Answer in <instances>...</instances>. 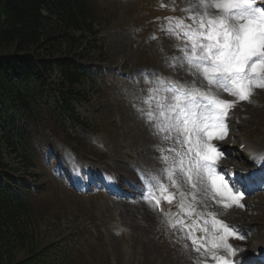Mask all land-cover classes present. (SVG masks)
<instances>
[{
  "label": "rangeland",
  "instance_id": "rangeland-1",
  "mask_svg": "<svg viewBox=\"0 0 264 264\" xmlns=\"http://www.w3.org/2000/svg\"><path fill=\"white\" fill-rule=\"evenodd\" d=\"M92 1H96V10L101 16L99 20L102 24L98 21L96 25L100 37L97 40V47L101 46L103 53L94 49L91 53L92 60L88 63L93 65L95 71L104 70L106 76L101 73L95 76V89L90 92L89 102L84 103L78 112L85 122L89 123L91 131L97 132L92 137L103 146V149L91 141L90 132L85 134L78 131L77 137L82 139L86 150L92 149V155L100 154L97 153L100 149L106 155H99L101 161L96 163L98 168H92L90 163L85 165L91 172L89 179H83V176L79 179H70V171L62 173L60 167L64 162L74 163L73 154L65 149L62 141L49 133V141L62 154L61 161H57V164L49 160L48 154L44 155L51 168L57 170L58 174V179L50 176L46 182L49 188L53 187L55 190L51 193L59 198L52 197L51 203L60 205L61 214L65 218L61 221L62 228L69 229L65 236L69 234L75 236L73 240H69L75 249L90 239V233L93 237L97 235L99 243L92 242L90 243L92 249L82 251L84 257L85 254H89L93 262L108 264L109 254L112 264H197L198 260L203 261L206 258L193 250L191 241L184 239L182 232L168 227L167 217L162 219L155 217V211L151 206L152 220L137 214L138 205L144 199L139 191L141 180L135 182L140 172L158 176L161 181L169 183L162 172L166 166L159 157L162 154L174 153L157 151V146L162 149L176 146L173 140L162 141L155 135L153 125L147 123L138 111L145 107L141 100L147 94L146 90L156 85L147 76L159 74L181 84L195 82L198 87L202 86L199 78L187 73L186 67L169 66L168 58L180 55L176 51L178 42L160 29L166 23L165 18L172 16L157 18L152 16V2H158L167 12L185 17L188 13L184 10L196 0ZM131 76L132 79L129 80ZM237 106L238 116L236 115L234 124L228 132L239 140L238 146L242 139L249 142V147L264 144V88H256L251 96V102L242 101ZM241 126L243 127L240 129ZM64 138L62 137V140ZM231 142V136L228 135L223 140H218L223 146L219 152L234 162L238 153L236 150L227 149ZM235 146L237 144L231 148ZM41 147L44 150L47 145L42 144ZM126 154L129 158L125 156ZM218 161L224 162L222 159ZM6 162L11 163V158L8 157ZM110 168L114 170L112 175L109 173ZM42 171L41 169L37 172ZM105 175L113 177L117 184L119 194L114 195L115 198L104 189ZM92 181L97 185V189L93 187ZM178 182L182 185L181 191H189L188 185L182 180ZM102 190L107 195L101 192ZM172 190L177 197V189ZM197 199L201 201L199 194ZM205 200L202 197L204 205L200 202L203 212L215 213L218 219L239 225L240 227L234 228L245 237L239 242L247 240L244 245L247 243L252 250L256 238L264 234V189L259 192L245 191L243 209L222 207L221 212H215L216 207L212 205L215 201ZM173 202L177 203V199ZM177 210L176 207H171L169 212L177 213ZM191 218L186 217V223H193ZM75 227L81 230L79 234H74ZM57 235L58 232L49 229V240L57 239ZM196 236L199 237L198 232ZM120 248H134L131 261L120 256ZM207 264L215 262L207 260Z\"/></svg>",
  "mask_w": 264,
  "mask_h": 264
},
{
  "label": "snow or ice",
  "instance_id": "snow-or-ice-1",
  "mask_svg": "<svg viewBox=\"0 0 264 264\" xmlns=\"http://www.w3.org/2000/svg\"><path fill=\"white\" fill-rule=\"evenodd\" d=\"M198 9V10H197ZM185 17H167L161 31L177 40L179 56L168 58L170 67L187 69L189 75L200 79L181 84L157 78L156 85L146 90L142 98L144 108L138 109L154 134L162 141L173 140L174 147L157 151L166 166L162 169L168 184L158 176L138 172L141 197L154 210L167 217L170 229L179 230L191 241L193 250L206 259L197 264H248L247 258L234 260L242 251L229 242L230 238L244 239L237 229L217 218L215 213L198 211V194L213 200L224 209L245 207L244 192L257 181L264 188V152L252 157L259 172L242 177L230 185L217 171V161L223 153L211 143L227 136V120L239 102H251L256 88H264V6L255 0H196L184 10ZM155 75V74H153ZM228 95L234 99H224ZM111 183L114 178L103 177ZM182 180L189 191H181ZM179 192L177 213L165 212L162 201L171 204ZM207 216V218H205ZM195 217L188 224L185 218ZM202 221V223H201ZM196 232L202 233L199 237ZM223 252L224 254H219Z\"/></svg>",
  "mask_w": 264,
  "mask_h": 264
},
{
  "label": "trees",
  "instance_id": "trees-1",
  "mask_svg": "<svg viewBox=\"0 0 264 264\" xmlns=\"http://www.w3.org/2000/svg\"><path fill=\"white\" fill-rule=\"evenodd\" d=\"M100 18L91 0H0V264H75L67 238L49 240L67 229L39 148L55 150L52 132L88 158L76 106L100 72L79 60L98 48Z\"/></svg>",
  "mask_w": 264,
  "mask_h": 264
},
{
  "label": "bare ground",
  "instance_id": "bare-ground-1",
  "mask_svg": "<svg viewBox=\"0 0 264 264\" xmlns=\"http://www.w3.org/2000/svg\"><path fill=\"white\" fill-rule=\"evenodd\" d=\"M223 98L225 99H234V98H231L230 96H228V95H224L223 96ZM254 149H255V147H253ZM201 199H202V197H201ZM206 201V200H205ZM144 206H143V205ZM140 205L142 206V207H140ZM140 205H138V208H139V212L137 213V214H142V215H144V216H147V217H149L150 219L152 218L151 217V215H152V212H151V209H150V207L148 206V204L145 202V201H143ZM212 205H214L216 208H214V211L215 212H221L222 211V206H220V205H218L217 203L215 204V203H213L212 202ZM146 206H148V208H146ZM142 209V210H141ZM149 213H148V212ZM152 220V219H151ZM256 243H257V247H256V249H258V247H260V246H263V245H261V244H264V234L263 235H261V236H259L258 237V239L256 240Z\"/></svg>",
  "mask_w": 264,
  "mask_h": 264
}]
</instances>
